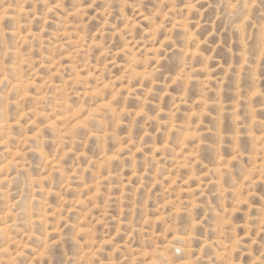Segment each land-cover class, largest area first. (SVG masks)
<instances>
[{
	"label": "clouds",
	"instance_id": "clouds-1",
	"mask_svg": "<svg viewBox=\"0 0 264 264\" xmlns=\"http://www.w3.org/2000/svg\"><path fill=\"white\" fill-rule=\"evenodd\" d=\"M0 264H264V0H0Z\"/></svg>",
	"mask_w": 264,
	"mask_h": 264
}]
</instances>
